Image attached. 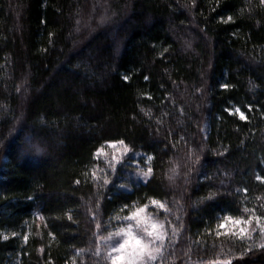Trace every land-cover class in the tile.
<instances>
[{
	"label": "trees",
	"instance_id": "16d2710c",
	"mask_svg": "<svg viewBox=\"0 0 264 264\" xmlns=\"http://www.w3.org/2000/svg\"><path fill=\"white\" fill-rule=\"evenodd\" d=\"M120 141L149 178L96 185ZM150 202L156 264H264V0H0V264H107Z\"/></svg>",
	"mask_w": 264,
	"mask_h": 264
},
{
	"label": "rangeland",
	"instance_id": "374dc122",
	"mask_svg": "<svg viewBox=\"0 0 264 264\" xmlns=\"http://www.w3.org/2000/svg\"><path fill=\"white\" fill-rule=\"evenodd\" d=\"M112 144L113 143L106 144L96 152L95 166H93L91 171V178L96 185H108L121 174H124L126 176L124 179L128 180L145 181L149 178L150 171L145 162L143 165L138 163V158L140 157L138 154L132 153L124 144L114 143L115 147H113ZM141 208L144 209L141 215L146 223H138L137 220L127 219V217H130L132 213L138 209L137 208L129 216L121 218L116 222V227L113 226L108 234H105L99 239L98 253L101 254L107 264H112L115 257L119 255L114 249L117 248L124 239L120 230L127 229L129 226H131L134 235L141 236L145 240H150L152 238L147 236L145 228L150 231L151 224H156L158 233L163 234V239L153 242L152 247L160 246V251L156 254L155 259L149 261V264H156L163 256L165 243L167 241V229L160 215L165 210L164 205L162 203L150 202L148 205ZM242 226L246 229L245 237L252 236V233L249 232L250 230L254 231L252 223L251 225L244 224ZM240 227L241 225L227 223V226L221 228V231L225 234L240 236L238 235Z\"/></svg>",
	"mask_w": 264,
	"mask_h": 264
},
{
	"label": "snow or ice",
	"instance_id": "6c2138e0",
	"mask_svg": "<svg viewBox=\"0 0 264 264\" xmlns=\"http://www.w3.org/2000/svg\"><path fill=\"white\" fill-rule=\"evenodd\" d=\"M240 119H246L245 115L241 112ZM123 144V141H120ZM115 147V144H112ZM151 171V169H149ZM144 212L143 208H138L135 212L132 213L130 217H127L129 220H137L138 223H146V221L142 218V213ZM259 221V218H256ZM227 223H232L233 225H241L239 228L238 235H240L241 239H244L246 229L242 226L244 224L251 225L252 218L250 217L248 220H232L231 217L228 218V221L222 223L220 225L221 228H225ZM151 230L149 231L145 228V232L147 236L152 238L150 240H145L143 237L134 235L129 226L127 229H121L124 239L121 244L117 248L114 249L115 252L119 253L113 260L112 264H149L150 260L155 259L156 254L160 251V246L152 247V244L155 240H162L163 234L158 233L157 225L151 224ZM260 237L264 240V225L260 226ZM248 239H253L251 236H248ZM259 250H264V242L260 243L258 246ZM257 251V246L255 245V241L252 244H245L242 246L241 256L243 259L245 255L249 253L255 255ZM225 264H231V261H226Z\"/></svg>",
	"mask_w": 264,
	"mask_h": 264
}]
</instances>
